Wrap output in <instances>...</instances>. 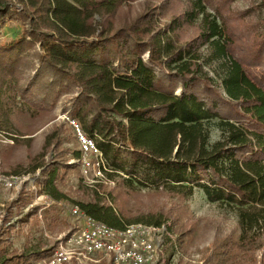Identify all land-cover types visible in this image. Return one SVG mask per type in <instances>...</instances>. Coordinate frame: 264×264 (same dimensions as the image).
I'll return each mask as SVG.
<instances>
[{"label": "trees", "instance_id": "trees-1", "mask_svg": "<svg viewBox=\"0 0 264 264\" xmlns=\"http://www.w3.org/2000/svg\"><path fill=\"white\" fill-rule=\"evenodd\" d=\"M15 1L20 11L10 8L12 0H0V22L5 16L21 18L31 38L28 48L39 50L28 60L24 38L0 45V117L6 123L12 124L15 112L35 118L50 101L73 94L70 114L122 189H161L188 200L197 188L208 202L236 213L238 248L264 234V0L258 3L259 29L245 41L261 64L257 74L234 53V33L222 17L233 0H215L212 12L206 4L214 0H190L164 27L155 25L152 8L118 16L130 0ZM190 23L196 24L195 35L174 38ZM16 97L35 110L24 112ZM212 120L220 136L210 143L206 124ZM48 144L40 141L34 158ZM73 154L78 158L80 152ZM62 158L58 150L39 177L43 192L56 199L66 196L57 184ZM104 185L87 190L88 197L76 203L94 219L123 227L130 219L98 195L102 188L112 192L114 186ZM225 239L199 247L204 264H224L234 252ZM56 243L41 241L21 253L0 250V264H31L50 256Z\"/></svg>", "mask_w": 264, "mask_h": 264}, {"label": "rangeland", "instance_id": "rangeland-1", "mask_svg": "<svg viewBox=\"0 0 264 264\" xmlns=\"http://www.w3.org/2000/svg\"><path fill=\"white\" fill-rule=\"evenodd\" d=\"M189 1L130 0L120 9L118 16L133 17L152 8L155 25L164 27L171 19L181 15L190 7ZM258 3L259 0H233L222 16L234 33L233 38L236 43L234 53L246 61L247 71L253 74L258 73L261 64L253 59L251 46L245 41L253 40L252 30L259 29L257 21L261 17V12ZM215 6V0L213 4H206L210 12ZM10 8L20 11L22 6L12 0ZM125 9L127 13L124 12ZM93 20L97 23L100 20L99 15L94 14ZM26 27L27 24L21 18L5 16L3 22H0V45L7 44L15 38H24L26 41L24 47L27 46L26 57L29 60L39 48L37 45L28 48L31 38ZM196 33V24L190 23L182 25L174 35L172 33L171 35L174 38L179 36L180 40L184 41ZM205 50L204 48L202 51ZM35 61L34 59L32 63ZM30 69L31 67H26V71ZM8 81L9 78L4 76V82ZM72 95L66 94L54 102L50 101L48 106L37 112L35 118L29 117L26 113L15 112L11 116L12 124H8L5 122L6 117H0V171L10 169L7 172L31 173V176L38 172L41 177L42 170L54 161L55 153L62 150L64 172L61 174V179L57 180V184L66 195L61 199L51 197L52 202L49 205L36 203L35 191L28 187L19 194L0 197V250L7 253H21L26 247L37 245L41 241H57L63 233L71 231L70 228H74L75 225L74 218L68 213V207L78 205L76 201L86 199L87 190L109 184L106 186H114L116 190L112 188V192H109L108 188H102L99 189L98 195L118 214L122 211L123 215L130 219V223L159 220L160 224L166 226L169 235H166L161 245V264H204L199 258L200 248L209 247L226 237H228L225 239L226 242L233 243L234 252L228 254L224 264H264V234L253 235V240L248 241L245 247L238 248L241 231L236 213L223 204L208 202L200 189L196 188L188 200H182L161 189H122L118 186L120 182L118 177H114L112 183H96L92 186L88 184L81 176L77 158L73 154L74 151L79 150V145L76 132L69 123L71 119L78 123V120L70 114L69 98ZM16 104L22 105L24 112L27 111L26 107L35 110L32 105L24 106L19 97H16ZM206 127L210 143L219 138L220 132L216 127V120L207 122ZM44 139L49 142L47 151L34 158L40 141ZM12 217H15L14 222L8 223L9 218ZM133 218L141 219L132 220ZM49 222L52 228L47 226ZM46 259L47 256L32 261L31 264H43ZM67 264L112 263L109 259L102 258L94 262Z\"/></svg>", "mask_w": 264, "mask_h": 264}, {"label": "built area", "instance_id": "built-area-1", "mask_svg": "<svg viewBox=\"0 0 264 264\" xmlns=\"http://www.w3.org/2000/svg\"><path fill=\"white\" fill-rule=\"evenodd\" d=\"M69 123L77 136L80 155L76 161L81 176L91 186L112 183L108 176L111 169L93 139L82 132L74 119ZM26 187L35 191L36 203L49 205L52 202L51 196L42 190L38 172L31 176V173L0 171V197L19 194ZM68 213L74 218V228L58 238L52 254L43 264L94 262L102 258L112 264H161V245L169 235L164 224L132 222L123 227H111L87 215L78 205L68 207ZM14 220L15 217L9 218L8 223Z\"/></svg>", "mask_w": 264, "mask_h": 264}]
</instances>
